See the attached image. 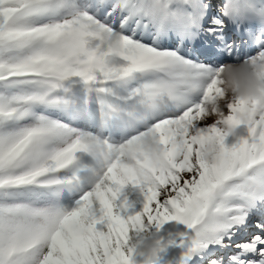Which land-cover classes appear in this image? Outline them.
Returning <instances> with one entry per match:
<instances>
[{
  "label": "snow or ice",
  "instance_id": "6c2138e0",
  "mask_svg": "<svg viewBox=\"0 0 264 264\" xmlns=\"http://www.w3.org/2000/svg\"><path fill=\"white\" fill-rule=\"evenodd\" d=\"M230 62L264 72V0H0V264H137L147 232L155 264H264V108L232 147L209 115Z\"/></svg>",
  "mask_w": 264,
  "mask_h": 264
},
{
  "label": "clouds",
  "instance_id": "9594fccd",
  "mask_svg": "<svg viewBox=\"0 0 264 264\" xmlns=\"http://www.w3.org/2000/svg\"><path fill=\"white\" fill-rule=\"evenodd\" d=\"M216 79L222 85L225 95L239 98L242 103L229 119L224 115L223 109L214 103L209 94L208 106L211 109L209 115L217 116L223 137L236 136L241 126L253 123L260 109L264 108V72L258 71L253 64L248 62H230L219 68ZM216 85L214 84L213 87ZM243 139V137H240ZM220 141L215 137L204 139L200 144L203 157L207 160H215L220 152ZM142 157L149 162L157 163L162 158V152L155 142H146L140 149ZM140 255L144 258L142 264H155L160 251V241L155 233L147 232L138 242Z\"/></svg>",
  "mask_w": 264,
  "mask_h": 264
},
{
  "label": "trees",
  "instance_id": "16d2710c",
  "mask_svg": "<svg viewBox=\"0 0 264 264\" xmlns=\"http://www.w3.org/2000/svg\"><path fill=\"white\" fill-rule=\"evenodd\" d=\"M225 144L228 147H232V146L235 145V141H234V139L231 136L230 137L227 136L225 138ZM125 188H126V190L128 192V201L132 205V207L135 208V213L139 212V211H142V209L140 207V204H139V201L135 198V196H134V194L132 192V189L130 188V185L126 186ZM117 203L119 204L120 202L117 201ZM102 230H106V228L103 225H102ZM139 258H142V257H139ZM136 260H137V263L139 264L140 260L138 261V257H136Z\"/></svg>",
  "mask_w": 264,
  "mask_h": 264
},
{
  "label": "rangeland",
  "instance_id": "374dc122",
  "mask_svg": "<svg viewBox=\"0 0 264 264\" xmlns=\"http://www.w3.org/2000/svg\"><path fill=\"white\" fill-rule=\"evenodd\" d=\"M228 114H230V111H229ZM209 122L210 123H214L215 119L214 118H209ZM220 126L222 127V125H220ZM241 128H242V131H243L242 132V136H244V131L247 130V126H241ZM237 132H238V130H237ZM231 137L235 141H238V136L237 135L236 136H231ZM167 227H169V226H166V228ZM178 229H180V226H175V227L171 228L170 230L175 231V230H178ZM178 251H179L178 249L170 248L167 253L161 254L162 255V259L159 261V264H168V261L172 260L173 257L178 253Z\"/></svg>",
  "mask_w": 264,
  "mask_h": 264
},
{
  "label": "bare ground",
  "instance_id": "6f19581e",
  "mask_svg": "<svg viewBox=\"0 0 264 264\" xmlns=\"http://www.w3.org/2000/svg\"><path fill=\"white\" fill-rule=\"evenodd\" d=\"M230 111V110H229Z\"/></svg>",
  "mask_w": 264,
  "mask_h": 264
}]
</instances>
